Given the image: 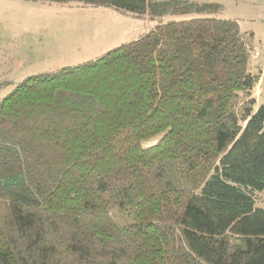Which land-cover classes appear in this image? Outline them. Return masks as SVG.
I'll return each mask as SVG.
<instances>
[{
    "label": "trees",
    "instance_id": "obj_1",
    "mask_svg": "<svg viewBox=\"0 0 264 264\" xmlns=\"http://www.w3.org/2000/svg\"><path fill=\"white\" fill-rule=\"evenodd\" d=\"M20 1L158 21L93 60L0 82V264H264L252 33L216 3ZM177 15L199 17L160 21Z\"/></svg>",
    "mask_w": 264,
    "mask_h": 264
},
{
    "label": "rangeland",
    "instance_id": "obj_2",
    "mask_svg": "<svg viewBox=\"0 0 264 264\" xmlns=\"http://www.w3.org/2000/svg\"><path fill=\"white\" fill-rule=\"evenodd\" d=\"M200 3L201 0H194ZM249 10L226 4L214 16L235 18ZM264 11L254 10V22L239 20L241 33L253 31L249 70L262 69L254 97L264 104ZM259 15L262 19L257 20ZM198 15L166 16L160 21ZM147 16L132 18L111 9L79 3L55 4L0 0V82H18L28 76L52 72L93 60L120 44L136 39L157 24ZM257 51V52H256ZM11 89L6 87L0 97ZM256 101V104H257ZM150 143V142H149ZM256 205L264 208V193H255Z\"/></svg>",
    "mask_w": 264,
    "mask_h": 264
},
{
    "label": "crops",
    "instance_id": "obj_3",
    "mask_svg": "<svg viewBox=\"0 0 264 264\" xmlns=\"http://www.w3.org/2000/svg\"><path fill=\"white\" fill-rule=\"evenodd\" d=\"M202 2H210V3H216L218 5L221 6V8H223V6L226 4L227 6H235V7H239V8H245L248 9L249 11L245 14V15H237L235 18H230V19H237L239 20H246V21H250V22H254L256 20H254V10H261L264 11V0H201ZM264 15L262 14V17ZM257 20H261L262 18L257 15L256 17ZM245 33H249V32H245ZM253 34V31L251 32ZM257 52V51H256ZM257 65L258 66V60H259V54L257 52ZM264 68V67H263ZM262 72V69H261ZM261 80V78H260ZM260 82V81H259ZM258 82V83H259ZM259 89L256 86L253 90V96L255 95V93H258ZM255 98V97H254ZM257 101V99H255ZM263 103H260L257 101V105H261Z\"/></svg>",
    "mask_w": 264,
    "mask_h": 264
}]
</instances>
